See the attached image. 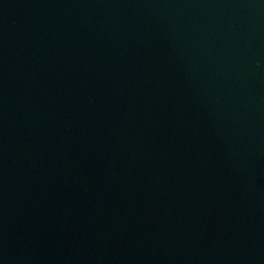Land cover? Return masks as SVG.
Returning a JSON list of instances; mask_svg holds the SVG:
<instances>
[{"label":"water","instance_id":"obj_1","mask_svg":"<svg viewBox=\"0 0 264 264\" xmlns=\"http://www.w3.org/2000/svg\"><path fill=\"white\" fill-rule=\"evenodd\" d=\"M0 264H264V0H0Z\"/></svg>","mask_w":264,"mask_h":264}]
</instances>
